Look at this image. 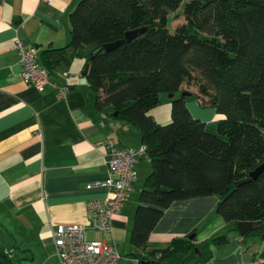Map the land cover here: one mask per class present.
<instances>
[{
    "label": "trees",
    "instance_id": "obj_1",
    "mask_svg": "<svg viewBox=\"0 0 264 264\" xmlns=\"http://www.w3.org/2000/svg\"><path fill=\"white\" fill-rule=\"evenodd\" d=\"M184 21L171 29V22ZM70 39L42 50L51 72L67 49L97 41L85 60L97 108L110 106L139 131L151 170L139 191L129 240L131 256L160 264L205 262L226 234L196 242L194 232L148 248L150 231L172 201L216 194L226 221L264 219V0H78L69 12ZM145 29L127 40L125 31ZM120 39L106 49L103 44ZM50 74V73H49ZM194 85L202 104L222 116L217 132L205 129L185 104L183 84ZM171 97V119L158 123L149 109L161 93ZM263 164L256 177L236 183ZM193 233V234H192ZM259 234L262 223L244 233ZM6 254V253H5ZM0 252L1 264H8ZM264 259V245L254 258ZM252 259V260H253Z\"/></svg>",
    "mask_w": 264,
    "mask_h": 264
},
{
    "label": "crops",
    "instance_id": "obj_2",
    "mask_svg": "<svg viewBox=\"0 0 264 264\" xmlns=\"http://www.w3.org/2000/svg\"><path fill=\"white\" fill-rule=\"evenodd\" d=\"M77 2L0 0V252L6 253L8 264H61L53 241L54 226L59 222L86 224L87 200L107 192L99 185L109 175L107 154L96 142L111 137L119 147L140 143L134 125L116 118L113 112L109 115L110 106L95 105L83 69L86 57L100 47L99 42L78 50L68 48V59L57 62L49 72L52 84L39 88L22 78L13 40L19 37L33 47L37 61L44 66L39 57L42 50L68 43V16ZM64 85L67 87L61 91ZM181 87L190 92L184 101L192 116L204 121L206 130L217 132L222 115L200 102L195 87L187 89L185 83ZM171 97L161 93L159 103L149 109L156 122L171 119ZM137 159L144 161L136 157L134 167ZM139 162L140 176H146L151 161L145 167ZM136 185L134 181L113 217L111 232L88 229L90 236L112 238L128 264H132V251H142L129 240L143 183L139 188ZM134 190L137 193L131 196ZM217 202L216 194L172 201L150 231L148 248L165 247L173 237L192 231L196 242L221 232L233 236L232 241L212 246V256L205 262L184 264H251L263 248V239L233 229L234 223L215 211Z\"/></svg>",
    "mask_w": 264,
    "mask_h": 264
},
{
    "label": "built area",
    "instance_id": "obj_3",
    "mask_svg": "<svg viewBox=\"0 0 264 264\" xmlns=\"http://www.w3.org/2000/svg\"><path fill=\"white\" fill-rule=\"evenodd\" d=\"M12 46L19 54L21 75L25 82L39 88L53 83L47 69L37 61L33 47L27 46L19 37L13 40ZM66 87L64 85L60 90ZM96 145L104 146L107 154L109 175L99 182V185L107 188V192L87 200L86 224L59 222L54 226L53 241L61 264H117L121 258L112 238L90 236L88 229L111 232V221L129 196L136 178L134 159H148L147 147L142 142L132 147H119L111 137L98 140ZM130 259L132 264H140L139 258L130 256ZM251 264H264V259L255 258Z\"/></svg>",
    "mask_w": 264,
    "mask_h": 264
},
{
    "label": "water",
    "instance_id": "obj_4",
    "mask_svg": "<svg viewBox=\"0 0 264 264\" xmlns=\"http://www.w3.org/2000/svg\"><path fill=\"white\" fill-rule=\"evenodd\" d=\"M145 29V27H136L133 29H129L127 31H125V38L127 40H131L132 38L136 37L137 35H139L140 33H142V31ZM120 39L117 40H113L111 42H106L103 44V47L106 49L112 48L114 46H116L117 44L120 43ZM87 68H88V64L85 63L84 65V69H83V73L85 74L87 72ZM190 92L187 90H182L180 95L184 96L186 94H189ZM169 96H173V93H168ZM117 112L113 111V115H116ZM263 164L259 165L258 167H256L254 170L250 171L249 176L245 179H241L239 181H237L236 183H241L242 181H246L251 177H256L258 175V173L260 172V170L262 169ZM262 223L264 225V219L263 220H258V221H253V220H237L235 223V226L238 230V232L243 235L245 232H247L248 230L252 229L255 224H259ZM1 264V261H0ZM140 264H160V262L158 261H150V260H141Z\"/></svg>",
    "mask_w": 264,
    "mask_h": 264
},
{
    "label": "rangeland",
    "instance_id": "obj_5",
    "mask_svg": "<svg viewBox=\"0 0 264 264\" xmlns=\"http://www.w3.org/2000/svg\"><path fill=\"white\" fill-rule=\"evenodd\" d=\"M183 21H184V17H183V15H180L177 19H175V20H173V21L171 22V25H170L171 29L174 28L177 24H179V23H181V22H183ZM193 87H195V86L193 85ZM193 87H191V86H189L188 84H186V88H187V89H192ZM194 89L197 91V88H196V87H195ZM178 93H180V91H179ZM189 96H190V95H189ZM192 96H195V95H192ZM186 97H187V96H186ZM188 99H190V98H188ZM137 160H140L139 164H140L142 167H145L146 164H150L149 160H148V159H145V158H143L144 161H142V159H137ZM137 160H136V164H135L136 172H137V175H136L135 181H136L137 184H139V185H136L137 188H139V187L141 186V184L144 182L145 175H144V176H140V175H141V172L139 171ZM140 182H142V183H140ZM134 192H136V190H134V191L131 193V196H134V195H133ZM136 193H137V192H136ZM224 232H225V231H224ZM217 234H222V233L219 232V233H216V234H214V235H217ZM224 234H226L227 237H228L227 242L230 241V239L233 237V236H231V235H228L227 233H224ZM214 235H213V236H214ZM253 235H257V236H260V237H261V235H259V234H250L249 236H253ZM261 238H262V237H261ZM231 241H232V240H231ZM231 241H230V242H231ZM230 242H229V243H230ZM116 243H117V242H116ZM124 243H125V242H123V244H124ZM123 244H122V245H123ZM227 244H228V243H227ZM122 245L119 244L120 248L122 247ZM212 246H213V245H212ZM212 248L214 249V247H212ZM121 249H122V248H121ZM125 258H126L125 256L122 257V258L120 259V261H119V264H128V261H127Z\"/></svg>",
    "mask_w": 264,
    "mask_h": 264
}]
</instances>
